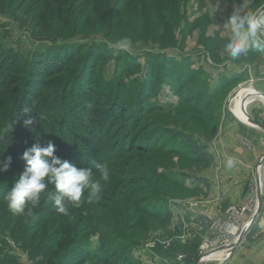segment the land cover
I'll use <instances>...</instances> for the list:
<instances>
[{"label": "rangeland", "instance_id": "1", "mask_svg": "<svg viewBox=\"0 0 264 264\" xmlns=\"http://www.w3.org/2000/svg\"><path fill=\"white\" fill-rule=\"evenodd\" d=\"M241 3L0 0V47L6 55L29 60L55 44L64 47L55 52L61 59L79 48L83 56L96 52L103 57L99 69L89 71L91 90L104 97L121 92L127 103L134 101L135 109L141 108L135 115L140 118L134 132L137 140L132 142L135 149L127 152L115 146L119 154L127 153L109 162L110 179L101 181V198L92 203L85 199L80 207L69 206L67 216L55 211L47 195L32 208L31 215L13 214L3 196L21 173L10 168L0 172V264H194L205 254V245L220 248L240 236L257 212V173L264 178V163L258 171L264 155L239 184L234 181L218 189L214 184L198 189L195 180L205 178L211 184L212 174H221L222 156L216 150L227 146L225 137L232 135L236 124L253 127L232 111L240 90L252 86L264 95V53L252 49L232 61L223 51L230 36L224 23ZM262 7L264 0H246L247 11ZM124 37H130L132 45L117 50L114 45ZM75 75L71 70L69 75L41 76L52 104H58L63 87ZM20 76L13 78L21 80ZM71 92L79 103L87 102L79 98L82 88ZM6 93L0 90V99L6 101L0 112L8 105ZM101 102L110 104L111 99ZM247 112L264 125L263 102L249 104ZM253 128L264 137V130ZM172 132L186 133L205 145L212 163L198 162L184 143L166 136ZM237 139L249 147L246 136ZM116 141L114 136L109 139L112 145ZM262 193L260 216L241 240L245 246L236 264H264V179ZM224 195L228 198L222 202ZM231 208L237 213L232 214ZM167 210L172 213L170 221ZM201 219L209 225L199 224ZM77 244L81 250L76 258L72 252ZM105 246L115 255L113 260L86 257L87 249L96 255L105 252ZM216 254H208L211 259L205 257L200 264L231 263V255L213 258Z\"/></svg>", "mask_w": 264, "mask_h": 264}, {"label": "trees", "instance_id": "2", "mask_svg": "<svg viewBox=\"0 0 264 264\" xmlns=\"http://www.w3.org/2000/svg\"><path fill=\"white\" fill-rule=\"evenodd\" d=\"M58 47L55 44V47L45 54L37 53L29 60L18 55H6L0 47V90L5 89L7 91L5 96L8 97L7 107L0 112V159L7 162L11 158L9 168L14 170L15 174L22 173L26 167L23 154L27 149L35 144L45 146L49 141L55 145L54 155L57 158L66 160L78 168H93L95 162L108 165L111 159L124 156L128 151L135 149L132 142L137 140L134 132L138 129L137 122H140V118L135 115L141 108L135 109L134 101L130 100L127 103L121 92H115L112 97L95 93L90 88L91 82H87L91 78L89 71L99 69L98 65L103 56H96V52H93L95 54L88 52V56H83L80 48L71 52L66 48L65 52H70L68 58L61 59L55 52L64 50V47L63 45ZM71 70L76 73L74 81L63 87L64 93L59 95L58 104H52L48 89L42 85L41 76L64 73L69 75ZM15 74H22L21 80L15 81L13 78ZM36 87H39L37 92H33ZM78 87L83 90L79 98H85L87 102L81 104L77 98L71 97L76 96L71 91ZM106 98L111 99L110 104L101 102ZM67 99L69 105H66ZM96 100H99V103H96ZM5 102L0 99V105ZM102 106L105 108L104 111H98L97 108L100 110ZM25 107L32 108L31 114L34 115V123L30 127L25 125L27 119L23 114ZM149 109L151 106L147 105V110ZM113 136L117 139L115 145L109 143ZM166 136H170L174 142L184 143L198 162L212 163L208 148L188 134L172 132ZM98 145L102 149H98L96 147ZM115 146L121 150L126 148L127 152L119 154ZM195 184L198 189L208 187L205 178L195 180ZM165 215L168 221L172 219L169 210L165 211ZM198 223L204 227L209 225L206 219H201ZM254 229L255 227L249 235L254 234ZM80 246L81 244L75 248L74 253L72 252L76 258L81 250ZM103 248L107 249L106 246ZM117 252L115 250V254ZM85 254L88 259L96 258L99 262H103L106 256L107 260H113L115 256L108 250L95 255L87 249Z\"/></svg>", "mask_w": 264, "mask_h": 264}, {"label": "clouds", "instance_id": "3", "mask_svg": "<svg viewBox=\"0 0 264 264\" xmlns=\"http://www.w3.org/2000/svg\"><path fill=\"white\" fill-rule=\"evenodd\" d=\"M223 28L230 32L223 51L232 61L247 56L252 49L264 53V12L247 11L246 0L233 8ZM131 45V38L124 37L114 47L126 50ZM31 113L32 108L23 109L27 117L25 125L28 127L34 123ZM55 151V145L49 141L45 146L35 144L24 152L26 167L3 196L7 209L13 214L31 215L32 208L39 205L43 195H47L58 214L65 216L70 214L69 206L80 207L85 199L92 203L101 198V181L110 179L107 163L95 162L94 172L93 168H78L66 160L62 161L54 155ZM233 163L229 159L227 167L232 168ZM10 164L11 158L7 162L0 159V172L8 171ZM97 175L99 179L94 178ZM49 186L52 191H49Z\"/></svg>", "mask_w": 264, "mask_h": 264}, {"label": "crops", "instance_id": "4", "mask_svg": "<svg viewBox=\"0 0 264 264\" xmlns=\"http://www.w3.org/2000/svg\"><path fill=\"white\" fill-rule=\"evenodd\" d=\"M236 125V130L233 131L232 135H230V137H225V143H228L227 146L218 147L216 150L217 154H220L222 156V158L219 160V163L221 164V174L218 176L216 174H212L211 178L213 179L211 181V184H209V181L206 179L208 182V186H213L214 184L215 189H218L221 184H229L233 183L234 181H236L237 184H239V181L243 182L242 180L248 177V175L252 172L255 163L261 156L264 155V137L262 133L259 130L257 131V129L253 127H246L241 123ZM240 135L247 137L250 144L249 147H245L239 144L237 138ZM229 159H232L234 162L233 167L230 169L227 167V161ZM217 195L221 197V195ZM226 196L227 195L223 196V198L221 199L222 202H224L226 198H228ZM243 246H245L244 242L236 247L231 255L232 258L230 264L237 263V256L241 252Z\"/></svg>", "mask_w": 264, "mask_h": 264}, {"label": "bare ground", "instance_id": "5", "mask_svg": "<svg viewBox=\"0 0 264 264\" xmlns=\"http://www.w3.org/2000/svg\"><path fill=\"white\" fill-rule=\"evenodd\" d=\"M260 101L264 103V95L258 93L252 86L240 90L237 97L234 99V105L232 107L233 113L236 115V117L243 122L247 123V107L249 104ZM248 124V123H247ZM261 178V186L263 184V178L262 175L259 174ZM239 237H237L231 244L236 243ZM227 255H229V252L226 250H221L217 252V254L213 258H221L226 259ZM210 256V255H209ZM206 256L207 259H211V257ZM230 258V257H229Z\"/></svg>", "mask_w": 264, "mask_h": 264}, {"label": "water", "instance_id": "6", "mask_svg": "<svg viewBox=\"0 0 264 264\" xmlns=\"http://www.w3.org/2000/svg\"><path fill=\"white\" fill-rule=\"evenodd\" d=\"M260 11L264 12V7H262L260 9ZM247 120H248V124H250L253 127H257L259 129L264 130V125L261 123L256 122L254 119H252L250 116H247ZM264 163V157L261 161L260 166L258 167V171L259 168L262 166V164ZM257 185H258V208H257V212L256 214L253 216L250 224L241 232L239 239L237 240L236 243L232 244L231 246H224L221 247L219 249V251L221 250H231L232 252L236 249V247L241 243V240H243V238L247 235L248 231L250 230L252 224L259 218L261 210H262V201H263V193H262V186H261V178L259 176V173H257ZM202 262V258H199L194 264H200Z\"/></svg>", "mask_w": 264, "mask_h": 264}, {"label": "built area", "instance_id": "7", "mask_svg": "<svg viewBox=\"0 0 264 264\" xmlns=\"http://www.w3.org/2000/svg\"><path fill=\"white\" fill-rule=\"evenodd\" d=\"M236 210H237V209H235V208H231L229 211H230L232 214H234V213H237ZM238 239H239V238H238ZM233 244H234V243H233ZM231 245H232V244H231L230 242H227V243H226L225 245H223L222 247H224V246H231ZM220 248H221V247H220ZM220 248L218 247V248L210 249L209 245H205V247H204V252H205V254L202 255L203 257L201 256L202 260H205L204 258H205L208 254H210V253L218 252ZM226 251L229 252V255H227V258H229L230 255H231V253H232V251L229 250V249H227ZM207 252H208V253H207Z\"/></svg>", "mask_w": 264, "mask_h": 264}]
</instances>
